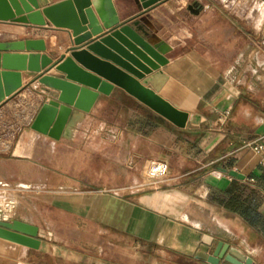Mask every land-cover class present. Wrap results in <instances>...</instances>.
Wrapping results in <instances>:
<instances>
[{"label":"crops","instance_id":"0c3cea01","mask_svg":"<svg viewBox=\"0 0 264 264\" xmlns=\"http://www.w3.org/2000/svg\"><path fill=\"white\" fill-rule=\"evenodd\" d=\"M24 1L42 12L64 0ZM113 1L120 24L167 62L144 59L112 37L150 73L140 78L111 63L112 91L89 111L73 108L58 139L32 128L58 92L22 71L23 88L0 104V192L14 188L35 205L39 219H15L39 228V247L0 237V264H211L197 257L205 240L209 253L224 242L264 264V149L252 148L264 137V0H249L247 13L228 0H161L148 8ZM90 8L102 32L88 28L81 47L111 37ZM43 17V25L0 19V42L44 40L54 61L70 55L72 31ZM106 129L119 130L113 138L131 143L138 162L165 161L168 177L128 190L110 162L111 137L97 146ZM50 173L62 179L55 195L46 189ZM34 176L42 177L35 201Z\"/></svg>","mask_w":264,"mask_h":264},{"label":"water","instance_id":"95a60500","mask_svg":"<svg viewBox=\"0 0 264 264\" xmlns=\"http://www.w3.org/2000/svg\"><path fill=\"white\" fill-rule=\"evenodd\" d=\"M21 1L24 8L18 0H0V19L43 25L46 23L44 15L55 27L70 29L74 36L75 46L70 55H62L58 61L45 53L44 40L0 42V104L23 88L22 71L38 73L42 84L58 92L56 99H50L42 106L32 123V128L40 133L55 139L60 138L70 121L73 108L89 111L101 93L109 94L113 89L112 84L107 81V70L111 63L140 78L144 77L145 72L150 73L122 45L131 48L144 59L146 53L160 65L167 62L133 27L120 24L113 0H64L44 7L42 12H32L31 6L24 0ZM141 1L142 6L148 8L161 0ZM91 5L103 26L111 30V37H103L81 47L90 38V33H86L88 28L95 34L102 32ZM25 10L29 12L27 16L16 17ZM117 27L120 29H116ZM124 36H128L139 49ZM112 37L118 39L122 45H115ZM108 42L111 43L113 52L105 47ZM53 68L57 75L47 74ZM230 174L244 178L234 170ZM38 233L39 228L35 225L17 219L6 221L0 218L2 238L38 248ZM209 244L210 240H205L197 254L198 258L211 264H219L222 260L228 264L252 263L250 257L224 242H219L212 253H209Z\"/></svg>","mask_w":264,"mask_h":264},{"label":"rangeland","instance_id":"374dc122","mask_svg":"<svg viewBox=\"0 0 264 264\" xmlns=\"http://www.w3.org/2000/svg\"><path fill=\"white\" fill-rule=\"evenodd\" d=\"M226 4L230 8H237L238 10L243 11L244 13H247L252 5L250 4L249 0H242L240 1H234V0H228ZM241 4V6H240ZM255 69H257V75L260 73L258 71V66H254ZM135 87H139L136 85ZM106 116L109 118L112 122H119L120 117L117 116L115 113H106ZM67 129V127H66ZM65 129V130H66ZM99 130V129H98ZM89 133V132H88ZM84 134V133H82ZM120 132L119 130H115L110 132L108 129L102 131V133L97 134V146L104 147V143L106 139L110 138L113 140H110V145L108 144V150L110 154L112 155L110 162L113 164L114 168L118 170V173L122 174V180L123 183H127V189L128 190H136L141 189L143 187H146L147 185L157 181L153 180L148 175V169L149 166L152 164L153 161H147L144 163L138 162V160L133 157L132 155V149L133 146L131 143H125L121 144L120 142H116V140L113 138V136H116L119 138ZM106 138V139H105ZM108 142V140H107ZM70 147V148H68ZM65 148L66 151L71 150V145ZM62 148V147H61ZM68 148V149H67ZM52 161V160H51ZM53 166L56 167V162L53 161ZM99 164V162H97ZM55 170V169H54ZM42 177L40 176H34L33 177V201H35V195H36V189H39L38 185L41 184L40 179ZM45 178L43 177V180ZM120 180V176L118 177ZM1 180V179H0ZM60 177L56 176L53 173H50L47 181V186L49 194L55 195L57 193V190H62V183H59L61 181ZM4 191L0 192V218L4 219L6 221L14 220L15 218H24L26 215L29 218L32 219H39L40 213L35 208V205H30L29 201L25 199L24 195H22L19 192H15L14 188H8L3 187ZM35 204V202H33ZM39 204V203H38ZM52 216H56V213L52 210H50Z\"/></svg>","mask_w":264,"mask_h":264},{"label":"built area","instance_id":"2783aa9c","mask_svg":"<svg viewBox=\"0 0 264 264\" xmlns=\"http://www.w3.org/2000/svg\"><path fill=\"white\" fill-rule=\"evenodd\" d=\"M252 148L256 152H260L262 149H264V137L252 144ZM168 174L169 167L165 161H153L152 164L149 166L148 175L153 180H163L168 177Z\"/></svg>","mask_w":264,"mask_h":264}]
</instances>
